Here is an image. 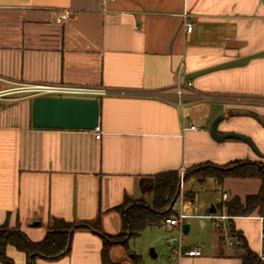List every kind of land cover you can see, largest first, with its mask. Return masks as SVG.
Segmentation results:
<instances>
[{"label": "crops", "instance_id": "0c3cea01", "mask_svg": "<svg viewBox=\"0 0 264 264\" xmlns=\"http://www.w3.org/2000/svg\"><path fill=\"white\" fill-rule=\"evenodd\" d=\"M64 11L69 17L58 22ZM25 84L106 89L98 99L101 137L33 126V99L16 98ZM178 86L186 89L183 105L175 99ZM218 116L220 134L245 135L259 153L239 139L216 140ZM233 162L264 164V0H114L106 11L96 0H0V228L7 223L40 241L53 217L99 219L103 232L117 235V208L127 198L150 204L156 174ZM207 179L221 192L215 208L262 186L243 175ZM192 184L194 199L179 197L182 211L206 226L212 206L195 214ZM256 216L233 221L260 254L264 241L261 234L252 240L249 227L261 231ZM231 239L220 241L234 252L221 248L213 258L202 253L182 264H241V243ZM103 245L97 232L77 230L68 255L37 264H103ZM123 247L110 249L113 262L121 264ZM7 255L27 263L14 246Z\"/></svg>", "mask_w": 264, "mask_h": 264}, {"label": "trees", "instance_id": "16d2710c", "mask_svg": "<svg viewBox=\"0 0 264 264\" xmlns=\"http://www.w3.org/2000/svg\"><path fill=\"white\" fill-rule=\"evenodd\" d=\"M203 166L202 168L189 169L184 174V181L186 182L194 176L201 182L212 177L221 183L225 177L231 175L256 177L261 180L262 186L258 194L249 195L244 200L235 197L222 202L216 208L217 211L226 212L231 217L229 219L231 233L241 243L242 252L239 255L241 264H264V259L258 252L249 247L245 236L236 230L233 221L234 217H249L254 213L259 216L264 213V164L233 162L223 167L211 164ZM239 169H242V171L238 172ZM181 180L182 176L178 170L160 172L153 178V198L150 204L144 200L127 198L117 208L122 221V231L117 235H109L103 232L99 219L95 222H74L53 217L50 220L45 237L40 241H33L24 231L10 227L6 223L0 228V261L3 264H15L14 260L7 255L9 245L26 254V264H37L39 258L50 261L58 260L71 252L72 238L75 231L92 230L103 238V264H117L113 262L110 256V249L114 246L113 240L127 236V241H129L140 236L146 228L163 226L166 219L178 215L174 205L181 195ZM194 197L195 192L188 190L185 199L192 201ZM219 232L221 241H224L221 228H219ZM134 260L137 261L138 258L134 257Z\"/></svg>", "mask_w": 264, "mask_h": 264}, {"label": "rangeland", "instance_id": "374dc122", "mask_svg": "<svg viewBox=\"0 0 264 264\" xmlns=\"http://www.w3.org/2000/svg\"><path fill=\"white\" fill-rule=\"evenodd\" d=\"M20 95L22 96L16 97L19 101L34 99V97L31 96V93L28 92L21 93ZM202 167L204 166L202 165L197 168ZM195 180L196 178L193 176L185 182L184 176L182 177L180 197H184L185 200V195L188 192L191 183L194 181V184H192L193 188L191 189L196 191V199L193 205L195 214H205L207 209L221 200V192L212 188V179H207L204 183ZM176 205V210L178 209L180 212L183 209L181 207V199L178 200ZM185 211L193 212L192 210L187 209ZM200 219L202 218L194 216L187 220V223L190 225V231L188 234L184 233L181 226L174 228L168 225H163L148 227L140 236L132 238L129 241H127V236L115 239L113 240V245L124 246V251H121L119 255H117L116 261L121 264H182L185 258L181 262L171 258V248L168 242V239L171 238L177 239V244L182 240L185 247L201 246L203 257L208 259L213 258L220 253L221 248L224 249L225 253L234 252L236 250L234 247L235 245L229 247L228 245L222 244L219 239V229L215 220L206 218L207 225L203 226L200 223ZM249 227L251 239L254 241L258 240L261 231L258 228L256 229L253 224ZM221 230L224 234V239H231V237H233L229 227V220L228 223L227 221L224 222ZM153 251L156 254L155 257L152 255ZM132 254L138 258L137 261L134 260ZM111 259L114 260L112 256Z\"/></svg>", "mask_w": 264, "mask_h": 264}, {"label": "water", "instance_id": "95a60500", "mask_svg": "<svg viewBox=\"0 0 264 264\" xmlns=\"http://www.w3.org/2000/svg\"><path fill=\"white\" fill-rule=\"evenodd\" d=\"M99 120L100 102L96 98L36 96L32 101V124L37 128L95 130ZM222 120L223 116H218L212 123L211 131L216 140L239 139L259 153L253 141L245 135L235 132L220 134L218 125ZM150 186H153V180ZM216 211L215 206L209 209L210 214ZM183 231L189 233L188 223L183 226ZM152 255L156 256L153 252Z\"/></svg>", "mask_w": 264, "mask_h": 264}, {"label": "built area", "instance_id": "2783aa9c", "mask_svg": "<svg viewBox=\"0 0 264 264\" xmlns=\"http://www.w3.org/2000/svg\"><path fill=\"white\" fill-rule=\"evenodd\" d=\"M98 2V7L100 10L106 11L107 6L110 2L114 0H96ZM69 11H64L58 18V22H63L69 17ZM189 13L187 11L183 12V16L186 19ZM185 26L188 31L192 30V24L190 22H185ZM190 85V83H189ZM19 91L31 93V96H52V97H78V98H99L102 95L108 94L106 89L99 87H89L82 85H72V84H25L19 88ZM175 99L177 104L183 105L187 98L186 89L182 86H178L176 89ZM195 126H191L190 129H195ZM188 129V128H184ZM96 138L101 137V129L98 126L95 130ZM181 176H184L183 170L181 171ZM183 198V197H181ZM223 198L226 200L228 195L225 193ZM195 215L187 214L182 210L174 218L166 219L165 225L170 227L183 226L187 223V220ZM210 218L216 221V225L221 228L224 222L229 220L231 217L226 213L222 212L220 214H211ZM261 223V241H264V214L256 216ZM171 248V258L181 262L184 258L191 257L196 258L202 256V248L200 246H195L192 248H186L182 240L177 244V239H168ZM229 244H234L232 239H227ZM260 256L264 259V252L260 253Z\"/></svg>", "mask_w": 264, "mask_h": 264}]
</instances>
